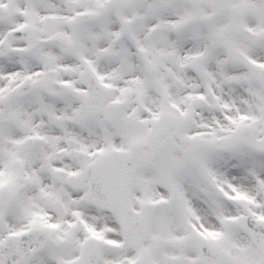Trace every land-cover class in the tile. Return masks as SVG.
Instances as JSON below:
<instances>
[{
	"label": "snow or ice",
	"instance_id": "6c2138e0",
	"mask_svg": "<svg viewBox=\"0 0 264 264\" xmlns=\"http://www.w3.org/2000/svg\"><path fill=\"white\" fill-rule=\"evenodd\" d=\"M0 264H264V0H0Z\"/></svg>",
	"mask_w": 264,
	"mask_h": 264
}]
</instances>
